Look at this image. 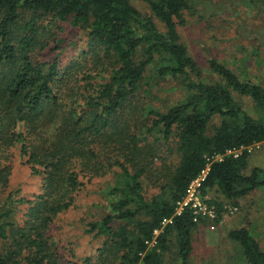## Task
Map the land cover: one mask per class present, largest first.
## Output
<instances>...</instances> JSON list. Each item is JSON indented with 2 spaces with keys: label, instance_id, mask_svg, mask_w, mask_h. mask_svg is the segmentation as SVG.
Returning <instances> with one entry per match:
<instances>
[{
  "label": "trees",
  "instance_id": "trees-1",
  "mask_svg": "<svg viewBox=\"0 0 264 264\" xmlns=\"http://www.w3.org/2000/svg\"><path fill=\"white\" fill-rule=\"evenodd\" d=\"M142 1L163 31L129 0H0V187L8 183L13 148L41 177V192L32 199L8 194L0 201V264H164L172 248L178 264H189L193 230L206 221L218 226L225 211L214 202L212 221L193 222L189 208L175 216L190 183L208 168L201 194L215 189L234 206L264 188V170L246 173L247 148L264 143V89L215 60L209 71L217 80L204 82L177 32L188 1ZM64 33L84 35L87 48L65 61L50 58L52 46L65 48ZM152 75L179 79L185 98L155 107ZM232 91L250 97L256 118ZM214 118L220 122L210 131ZM160 141L173 145L175 163H157ZM115 169L108 214L85 226L100 240L95 255H61L48 236L53 221L74 204L84 178ZM145 180L159 190L150 199ZM18 202L26 205L20 221ZM169 218L172 224L148 247ZM227 237L245 264H264V251L247 229Z\"/></svg>",
  "mask_w": 264,
  "mask_h": 264
},
{
  "label": "rangeland",
  "instance_id": "rangeland-1",
  "mask_svg": "<svg viewBox=\"0 0 264 264\" xmlns=\"http://www.w3.org/2000/svg\"><path fill=\"white\" fill-rule=\"evenodd\" d=\"M129 1L142 16L151 19L163 31L161 23L151 14L145 2ZM187 1L190 9L183 12L184 24L177 27V32L188 55L199 67L202 80L206 83L217 80L209 71V61L215 60L231 70L240 81H248L264 89V0ZM60 38L64 39L65 48L56 50L52 46L46 52L50 58L59 56L60 60L65 61L75 56L79 49L87 48L86 37L80 33H64ZM150 78L152 92L159 97L154 101L155 107L164 109L185 98L186 92L179 79L166 77L161 80L153 75ZM232 95L242 102L243 110L247 114L257 117V108L250 97L239 96L234 91ZM219 122V118H214L209 127L210 131ZM153 140V137H149L148 145ZM172 148L170 143H155L154 155L158 157L157 163L163 158L175 163L176 156L170 150ZM247 152L249 157L246 173L255 167L264 170V143L249 147ZM11 154L14 158L10 165L8 183L0 187V201L8 194L15 201L30 200L41 192V177L31 173L25 158H19L16 148L11 150ZM116 171L118 170L91 181L84 178V185L76 193L74 204L53 221L48 236L59 248L61 255H66L68 251H73L77 259L95 255L100 240L86 234L85 226L108 214L109 199L106 195L116 183ZM158 191L148 180L143 182V192L147 199ZM201 197L203 204L214 207V202L221 203L225 211L220 224L213 229L208 222H204L193 230L189 264H245L238 245L227 237L229 231L240 228L247 229L264 251V188L241 198L236 206L225 200L215 189ZM18 203L17 220L20 221V211L26 205ZM171 246L174 247L175 242ZM172 253L165 258L164 264H178L173 248Z\"/></svg>",
  "mask_w": 264,
  "mask_h": 264
},
{
  "label": "built area",
  "instance_id": "built-area-1",
  "mask_svg": "<svg viewBox=\"0 0 264 264\" xmlns=\"http://www.w3.org/2000/svg\"><path fill=\"white\" fill-rule=\"evenodd\" d=\"M248 151V148H247ZM241 152H234V156H238ZM220 159V158H219ZM208 168H206L205 171L201 173V175L196 178L194 181L190 183V185L187 188L185 197L177 203L176 209H175V216H179L182 211L185 208H189L190 210L193 211V222H198L199 218L207 219V220H214L216 217V212L214 207H209L206 204H203L201 202L202 200V194L200 191L201 184L205 180L207 173H208ZM235 210V209H234ZM172 224V218L169 219H163L161 222V226L159 229H156L153 231V238L152 241H146L145 244L148 247H153L156 244V239L157 237L162 233L163 229L167 226ZM213 229V226L211 227Z\"/></svg>",
  "mask_w": 264,
  "mask_h": 264
},
{
  "label": "crops",
  "instance_id": "crops-1",
  "mask_svg": "<svg viewBox=\"0 0 264 264\" xmlns=\"http://www.w3.org/2000/svg\"><path fill=\"white\" fill-rule=\"evenodd\" d=\"M203 220H205V221H206L207 219H203ZM206 222H208V221H206ZM211 227H212V226H210V228H211ZM213 228H214V226H213Z\"/></svg>",
  "mask_w": 264,
  "mask_h": 264
}]
</instances>
